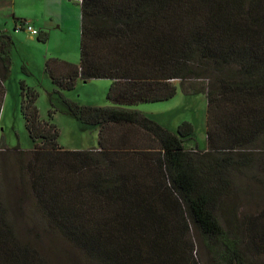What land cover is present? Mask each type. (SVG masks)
I'll use <instances>...</instances> for the list:
<instances>
[{
	"label": "trees",
	"instance_id": "trees-1",
	"mask_svg": "<svg viewBox=\"0 0 264 264\" xmlns=\"http://www.w3.org/2000/svg\"><path fill=\"white\" fill-rule=\"evenodd\" d=\"M75 1L79 62L47 58L44 70L97 128V146L62 147L54 110L42 119L20 82L32 149L0 145V264H49L20 236L25 197L90 264H264V208L237 217L230 178L254 165L264 174V0ZM13 47L0 30V111ZM78 78L109 79L111 105L64 97ZM177 84L206 95L205 151L184 148L190 122L173 133L133 107L172 98Z\"/></svg>",
	"mask_w": 264,
	"mask_h": 264
},
{
	"label": "rangeland",
	"instance_id": "rangeland-1",
	"mask_svg": "<svg viewBox=\"0 0 264 264\" xmlns=\"http://www.w3.org/2000/svg\"><path fill=\"white\" fill-rule=\"evenodd\" d=\"M47 2L48 0H0V30L8 32L14 42L10 73L4 81L0 145L8 148L19 146L22 150L32 149V141L20 112V82H23L37 92L36 106L42 119L47 120L48 111L54 110L51 122L58 129L57 141L62 147L68 150L96 147L97 128L81 123L69 112L61 97L54 92L56 87L44 70L47 58L78 64L79 4L75 0H68L63 2V7L49 9ZM15 18L30 21L38 31L46 32V41H38L36 35H30L27 29H14ZM110 84L111 81L104 78H78L74 88L63 91V95L79 105L109 106L111 103L106 98V92ZM133 107L173 133H176L181 122H190L194 132L184 139V148L197 152L207 149L204 93L186 94L177 84V92L172 98L138 103ZM230 178L231 196L234 200L232 205L237 217L264 208V174L257 165L240 172L233 171ZM21 204L25 212L31 210V213L22 215L20 236L37 247L49 264H90L75 247L44 225L33 211L30 197L22 199ZM224 204L227 206L228 201ZM217 214L223 223L227 212L219 209Z\"/></svg>",
	"mask_w": 264,
	"mask_h": 264
},
{
	"label": "crops",
	"instance_id": "crops-1",
	"mask_svg": "<svg viewBox=\"0 0 264 264\" xmlns=\"http://www.w3.org/2000/svg\"><path fill=\"white\" fill-rule=\"evenodd\" d=\"M66 1H68V0H66ZM65 0L63 1V0H48V2H47V4H48V6H49V9H52V8H55V7H57V6H61V7H63V2H66ZM70 2V1H69ZM67 4V3H66ZM78 17H79V21H80V10H79V15H78ZM29 23H30V21H28ZM30 25L33 27V28H35L36 30H37V28L36 27H34L31 23H30ZM31 35V34H30ZM45 62V61H44Z\"/></svg>",
	"mask_w": 264,
	"mask_h": 264
},
{
	"label": "built area",
	"instance_id": "built-area-1",
	"mask_svg": "<svg viewBox=\"0 0 264 264\" xmlns=\"http://www.w3.org/2000/svg\"><path fill=\"white\" fill-rule=\"evenodd\" d=\"M24 28V30L25 29H27V31L31 34V35H37L38 34V31L35 29V28H33L30 24H26V25H24L23 26ZM20 29V28H19Z\"/></svg>",
	"mask_w": 264,
	"mask_h": 264
}]
</instances>
